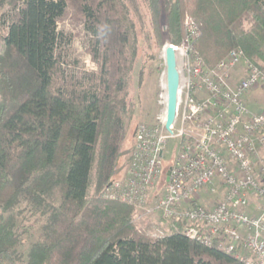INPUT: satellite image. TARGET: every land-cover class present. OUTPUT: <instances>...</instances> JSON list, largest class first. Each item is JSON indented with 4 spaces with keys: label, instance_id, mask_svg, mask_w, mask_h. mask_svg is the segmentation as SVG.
<instances>
[{
    "label": "trees",
    "instance_id": "16d2710c",
    "mask_svg": "<svg viewBox=\"0 0 264 264\" xmlns=\"http://www.w3.org/2000/svg\"><path fill=\"white\" fill-rule=\"evenodd\" d=\"M163 43H192L208 68L229 51L264 69V0H146ZM0 264L19 259L21 205L46 216L26 264H242L181 234L151 238L133 207L100 198L125 138L135 25L123 0H0ZM72 6L95 38V72L65 77L55 57L57 21ZM1 11V10H0ZM93 179L94 191L88 196Z\"/></svg>",
    "mask_w": 264,
    "mask_h": 264
},
{
    "label": "built area",
    "instance_id": "2783aa9c",
    "mask_svg": "<svg viewBox=\"0 0 264 264\" xmlns=\"http://www.w3.org/2000/svg\"><path fill=\"white\" fill-rule=\"evenodd\" d=\"M185 26V40L173 48L176 59L182 51L193 62L186 60L184 77L179 72L171 132L165 118L161 124H139L124 177L104 186L101 196L133 207L135 214H157L180 225L188 239L239 263L264 264V113L243 102L248 90L264 87V69L247 61L241 49L208 68L192 48L199 32L189 15ZM241 62L244 77L231 84L232 70ZM175 138L165 173L167 145ZM219 192L208 205L200 200Z\"/></svg>",
    "mask_w": 264,
    "mask_h": 264
},
{
    "label": "rangeland",
    "instance_id": "374dc122",
    "mask_svg": "<svg viewBox=\"0 0 264 264\" xmlns=\"http://www.w3.org/2000/svg\"><path fill=\"white\" fill-rule=\"evenodd\" d=\"M123 2L127 6L129 17L135 25L137 57L128 78L127 107L123 116L125 138L115 164L114 175L108 183L124 177L133 153L137 126L141 123H163L166 107L164 48L169 43L165 36L162 37L163 43L160 42L161 39L157 35L154 15L146 0H123ZM0 10L1 15L3 11L7 12L10 9L6 6L4 10L2 8ZM186 15L192 17L189 13L184 15L183 27L185 34L178 44L172 45L179 46L186 38ZM57 31L61 34V39L55 48V57L60 63V69L64 76L72 77L73 80H81L86 73L95 72L97 62L93 60L91 54L95 46V38L87 32L84 20L72 6L67 7L63 16L57 21ZM5 32L6 28L0 27V35ZM187 59L189 63L193 62L190 56L186 58L182 51L177 53V67L181 77L186 75L184 64H186ZM258 94L263 98V101L262 105H259L260 107L255 106V108L258 110L256 112H262L261 110H264V89H259ZM178 123L177 120L176 127L179 126ZM177 141L178 139L175 138L168 142L164 165L165 173L168 171L170 161L176 152ZM103 188L104 186L99 189L97 195L105 199L101 196ZM93 191L92 179L88 188V196H91ZM220 194L219 192L215 196L202 195L200 200L204 205H208L211 201L218 200ZM20 208L22 211L17 219V233L19 236L17 254L19 259L15 260L13 264H26L30 247L33 243L38 242L46 224V216L41 211H34L25 205H21ZM132 224L139 235L151 238H155L159 230L164 235L169 233V224L160 219L157 214L142 215L139 212L135 214L134 211Z\"/></svg>",
    "mask_w": 264,
    "mask_h": 264
},
{
    "label": "water",
    "instance_id": "95a60500",
    "mask_svg": "<svg viewBox=\"0 0 264 264\" xmlns=\"http://www.w3.org/2000/svg\"><path fill=\"white\" fill-rule=\"evenodd\" d=\"M164 62L166 69V107L164 127L168 132H171L170 126L173 124L176 116L177 95L180 81L176 52L172 44H168L164 48Z\"/></svg>",
    "mask_w": 264,
    "mask_h": 264
},
{
    "label": "crops",
    "instance_id": "0c3cea01",
    "mask_svg": "<svg viewBox=\"0 0 264 264\" xmlns=\"http://www.w3.org/2000/svg\"><path fill=\"white\" fill-rule=\"evenodd\" d=\"M244 74H245V66H244V62H241L232 70V74L230 78L231 84L239 83V81L242 80V78L244 77ZM259 89H264V88L261 85L255 86L250 90H248L243 96L244 104L251 111L256 112L257 108H255V106L260 107L259 105H262L263 98L260 97L258 94ZM261 111L264 112V110Z\"/></svg>",
    "mask_w": 264,
    "mask_h": 264
}]
</instances>
